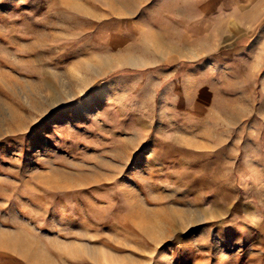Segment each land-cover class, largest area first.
Wrapping results in <instances>:
<instances>
[{
    "label": "rangeland",
    "instance_id": "obj_1",
    "mask_svg": "<svg viewBox=\"0 0 264 264\" xmlns=\"http://www.w3.org/2000/svg\"><path fill=\"white\" fill-rule=\"evenodd\" d=\"M256 3L0 0V264H264Z\"/></svg>",
    "mask_w": 264,
    "mask_h": 264
},
{
    "label": "crops",
    "instance_id": "obj_2",
    "mask_svg": "<svg viewBox=\"0 0 264 264\" xmlns=\"http://www.w3.org/2000/svg\"><path fill=\"white\" fill-rule=\"evenodd\" d=\"M247 1H249V0H247ZM252 1H255L257 3L260 2L258 6H257V3H256V4H254L252 6V8H264V0H252Z\"/></svg>",
    "mask_w": 264,
    "mask_h": 264
},
{
    "label": "bare ground",
    "instance_id": "obj_3",
    "mask_svg": "<svg viewBox=\"0 0 264 264\" xmlns=\"http://www.w3.org/2000/svg\"><path fill=\"white\" fill-rule=\"evenodd\" d=\"M260 3V2H259ZM259 3H257V6L259 5ZM254 9H257V8H254ZM258 13H256V15H257ZM0 243H2V241L0 242Z\"/></svg>",
    "mask_w": 264,
    "mask_h": 264
}]
</instances>
